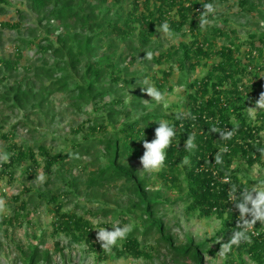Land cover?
Wrapping results in <instances>:
<instances>
[{
    "label": "trees",
    "instance_id": "1",
    "mask_svg": "<svg viewBox=\"0 0 264 264\" xmlns=\"http://www.w3.org/2000/svg\"><path fill=\"white\" fill-rule=\"evenodd\" d=\"M20 1L34 15V25L26 27V36H17L19 42L13 58L0 57V84H4L1 104L10 114L27 104L38 115L37 119L47 118L52 96L60 93L70 107L80 110L88 106L90 115L87 124L73 128L79 137L70 140L68 152L51 151L41 141L33 147L13 143L10 138L15 126H25L29 118L18 120L7 132H2L7 117L0 118V139L7 151V162L0 161V179L7 176L11 181L16 168L27 160L25 178L40 165L46 176L44 188L38 187L36 192L23 184L10 197V207L15 206L13 214L0 215V225L7 224L4 232L7 234L17 214L25 212L36 198L39 203L52 206L53 229L68 237L67 247L82 242L90 250L103 252L99 243L94 242L88 220L74 209L61 212L63 199L69 201L81 194L86 202L96 204L94 208L101 215H110L124 225L131 222L132 231L111 249L115 257L149 258L147 248L154 246L145 241L156 234L154 242L164 243L173 262L205 264L204 253L214 250L192 236L175 244L158 210L165 202L185 201V210L198 218L214 215L222 219V231L228 240L239 230L238 210L229 199V191L235 185L239 195L240 190L252 187L250 180L242 181V177L245 169L262 163L264 153V112L257 113L256 121L249 120L244 112L246 103L252 101L257 86L264 80V0H236L242 13L259 18L254 20L253 29L246 22L247 35L242 42L236 40V35L231 36L234 29L224 32L212 26L201 28L203 5L215 7L220 0ZM17 13L18 21L0 22V28L20 33L22 9H17ZM210 17L208 14L207 20ZM164 22L173 34L180 30L185 35L189 33V40H180L164 49L162 40L154 41ZM221 35H225V40L217 45ZM242 44L247 48L240 53ZM34 45L39 51L37 61L22 65L19 74L23 50ZM163 63L167 66L159 68L161 76L157 77L152 66ZM198 66L207 67L205 73L189 78V72ZM175 69L181 71L175 83L183 82L185 98L178 113L167 115L160 105H152L150 100L143 103V95L137 90L143 75L153 80L162 93ZM12 75L16 77L5 84L3 80ZM127 93L130 99L125 103ZM125 105L129 108H123ZM163 120L174 127L176 135L166 149L163 167L151 180L146 174L141 175L130 159L144 151L143 141L155 138L157 122ZM212 127L233 131L234 135L222 139L209 131ZM192 134L196 148L190 152L184 145ZM222 148L227 151L221 152ZM218 152L222 163L215 160ZM69 166L81 175H73ZM225 179L229 183H224ZM154 181L158 187L151 186ZM167 191L174 197L170 198ZM248 235L250 243L241 242L233 249L240 255L248 253L262 264L264 224L257 222ZM39 243L29 244L23 252L25 264L50 263V254L41 250Z\"/></svg>",
    "mask_w": 264,
    "mask_h": 264
},
{
    "label": "rangeland",
    "instance_id": "2",
    "mask_svg": "<svg viewBox=\"0 0 264 264\" xmlns=\"http://www.w3.org/2000/svg\"><path fill=\"white\" fill-rule=\"evenodd\" d=\"M0 7H3L2 13H0V22L18 21L20 16L17 13V9H22L21 15V32L10 28H0V57L13 58L15 46L19 42L17 36H26L28 34L26 27L34 25V15L26 9L24 3L20 0H0ZM215 12L210 14L208 24L203 28L210 26L220 28L224 32H228L231 29L235 30V34H231L232 37L236 35V40L242 42L247 35V29L245 27L246 22H250V29L254 27V20L259 18L251 17L249 14H244L239 10V6L236 0H220L215 6ZM202 28V27H201ZM230 36V34H229ZM189 33L185 35L183 30L177 31L173 34L170 31L165 34L163 31H157L154 36V41L162 40L163 48L166 49L170 45L176 44L180 40L188 41ZM225 40V35H221L217 38L216 44L219 45ZM34 45L31 48L23 50L18 66L20 67L18 72L21 73V67L24 64L34 63L37 61L39 51ZM246 44L240 46V53L246 50ZM157 54V51H154ZM240 56V55H239ZM209 64L212 60L208 61ZM167 64L161 65L153 64L152 70L156 73L157 77L161 76V70L166 67ZM138 69L142 67L138 66ZM136 68V69H137ZM207 67L198 66L195 70L189 72V78L199 77L205 73ZM16 71H13V74ZM181 71L175 69L173 71L171 80L168 85H165L162 93L164 94V100L161 103H157L152 100L143 87H155L153 80L149 77L142 75V82L139 85L137 92L142 94L143 103L151 101L152 105H160L161 110L165 114L174 115L181 109V103L183 102L185 95L183 91V82L176 84L178 76ZM1 76V74H0ZM16 75L8 77L3 82H12ZM1 80V79H0ZM4 84H0V91L3 89ZM156 88V87H155ZM264 92V80L260 81L259 86L255 91V96L251 102H247L244 112L251 121H256V115L259 109L255 107V101L259 98V94ZM120 92H118V95ZM137 95V94H135ZM125 103L129 102V93L125 96ZM1 104V102H0ZM130 105V104H126ZM123 108H129L127 106ZM49 113L47 118L41 117L37 119V114L33 111L29 105H25L22 110H15L13 114L8 113L9 109L0 105V118L7 117V122L2 129V132H7L12 129V126L18 120H24L29 118L28 124L25 126H15L13 135L10 141L16 144H23V147H33L37 141L44 142L51 151L64 150L68 152L71 150L70 140L72 138L77 139L79 135L73 133V128H76L80 123H86L88 116L90 115V108L83 106L80 110L70 107L69 101L66 97L60 93L54 94L51 98L49 105ZM32 111V112H31ZM26 116V117H25ZM25 117V118H24ZM116 121V119H114ZM262 138L264 139V130L262 131ZM143 147V146H142ZM7 154L5 149V143L0 139V157ZM143 152L135 158L130 159V162L138 169L141 175L146 174L154 180L155 172L145 173L141 168L139 158ZM89 157L93 158V155ZM86 158V157H85ZM84 158V159H85ZM262 163H255L251 168L245 169V174L241 178L245 181L246 178L250 180L252 187L259 186L261 181H264V153L261 154ZM40 164L42 163L41 157L38 155ZM28 164V160L19 165L12 177L11 181H8V177L0 179V200H3L4 207L0 210V215H12L11 213L14 205L10 207V197L17 194L23 184H28L31 188L38 191V187L44 188V181L46 176L42 170V165L35 169V173H31L29 178L23 176L24 167ZM69 171L79 176L81 173L72 166H69ZM40 176L45 177L43 181L39 179ZM152 187H158L159 184L154 181ZM166 194L173 198L174 195L170 191ZM34 202H30L25 212H19L14 219L13 225L8 227L7 234L4 232L7 224L0 225V264H25L22 261L23 252L27 250L29 244H38L41 250L47 251L51 256L49 264H190L189 261L175 263L171 260L170 251L166 248L164 243L156 244L154 242L156 234H152L145 242L154 246L153 249L147 248L150 252L149 258H133V257H115L112 251H95L90 250L86 244L82 242H75L70 247H67L68 237L61 231H55L53 229V220L55 219V212L51 205L44 204L43 201H39L35 198ZM95 205H91L83 199L81 194L77 197H73L69 201L63 199V208L61 212H68L75 210L77 215H82L92 225V234L94 242L96 240L97 228H111L115 225L125 226L123 222L118 219L112 220L110 215L103 216L99 213V210L95 209ZM186 202H165L158 210V215L162 219L166 232H169L175 244H181L185 241L187 236H192L195 240L205 243L206 248L213 249L214 252H205L204 260L205 264H259L257 260L250 256L248 253L238 254L236 250L232 249L222 256L221 252L223 245L228 241L225 237L222 219L216 216H209L205 218H198L194 213H189L185 210ZM90 210V211H89ZM92 210V211H91ZM128 225H131L129 221ZM141 239L142 237L139 236ZM219 241V242H218ZM219 245V247H218ZM230 253V254H229ZM264 264V262L262 263Z\"/></svg>",
    "mask_w": 264,
    "mask_h": 264
},
{
    "label": "clouds",
    "instance_id": "3",
    "mask_svg": "<svg viewBox=\"0 0 264 264\" xmlns=\"http://www.w3.org/2000/svg\"><path fill=\"white\" fill-rule=\"evenodd\" d=\"M213 4L203 5V14L199 18L200 26L203 28L208 24L207 15L215 12ZM167 34L170 29L167 22H164L160 29ZM254 53V52H253ZM150 59V55L148 56ZM146 94L157 103L164 100V94L157 90L155 87H147L142 89ZM255 107L264 109V92L259 94V98L255 101ZM180 118V115L177 116ZM158 127L155 128V138L151 141H143V154L140 156L139 161L145 173L158 172L164 165L166 159V149L171 146V142L176 135L175 129L168 121L163 120L157 122ZM210 132L218 133L222 139H231L234 135L233 131H222L217 127H212ZM195 134L189 135L185 141V148L188 151H193L196 148ZM221 152L227 151V148H222ZM217 163H222V158L218 152L215 156ZM0 161L7 162V154L0 157ZM187 163V158L185 159ZM39 179L43 181L45 177L40 176ZM229 183L227 179L223 181ZM229 199L234 201L235 208L238 210L239 218L237 220L238 231L231 234L229 240L223 245L221 255L224 256L229 252L233 245H239L241 242H251V237L248 235L257 222L264 224V181H261L259 186L245 188L240 190L237 195V188L233 185L229 191ZM4 201L0 200V210L4 207ZM96 240L105 252H109L113 246L127 237L132 231L131 225L119 226L115 225L111 230L107 228L96 229ZM257 234V233H253ZM219 242V241H218Z\"/></svg>",
    "mask_w": 264,
    "mask_h": 264
},
{
    "label": "built area",
    "instance_id": "4",
    "mask_svg": "<svg viewBox=\"0 0 264 264\" xmlns=\"http://www.w3.org/2000/svg\"><path fill=\"white\" fill-rule=\"evenodd\" d=\"M253 233H254V231H253Z\"/></svg>",
    "mask_w": 264,
    "mask_h": 264
}]
</instances>
